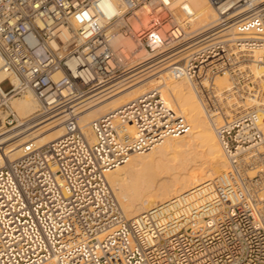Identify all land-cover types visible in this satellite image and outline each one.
Instances as JSON below:
<instances>
[{"label": "built area", "instance_id": "2783aa9c", "mask_svg": "<svg viewBox=\"0 0 264 264\" xmlns=\"http://www.w3.org/2000/svg\"><path fill=\"white\" fill-rule=\"evenodd\" d=\"M107 1L119 12L109 13ZM178 1L190 0H0L4 127L19 121L13 97L31 92L44 108L70 107L129 75L139 64H128L113 35L133 36L152 51V63L172 62L197 45L200 34H173L170 7ZM208 1L224 7L212 32L221 39L172 65L173 77L194 81L211 113L228 108L230 99L213 93V78L224 70L237 91L233 107L262 86L264 100V83L253 81L249 68L254 57L243 56L258 50L264 61V0ZM137 12L146 13L149 26L133 31L129 18ZM226 118L216 131L227 170L129 219L107 174L156 144L162 130L172 129L174 112L153 90L94 119L91 142L70 108L62 136L27 142L16 160L0 166V264H264V115L250 108Z\"/></svg>", "mask_w": 264, "mask_h": 264}, {"label": "bare ground", "instance_id": "6f19581e", "mask_svg": "<svg viewBox=\"0 0 264 264\" xmlns=\"http://www.w3.org/2000/svg\"><path fill=\"white\" fill-rule=\"evenodd\" d=\"M170 8L175 9L178 25L173 34L176 37L200 34L199 37L203 38L197 45L175 53L172 62L161 59L149 64L153 61V55L133 36L113 35L110 39L112 46L119 50L126 49L128 64L139 65L131 69L128 76L96 87L70 107L64 104L47 113L42 111L40 102L31 92L13 97L11 105L18 114L20 124L10 132L0 121V166L16 160L27 142L44 145L62 136L70 108L76 110L79 126L88 139L94 142L95 136L91 129L94 119L115 113L137 98L156 90L174 112L172 129L162 130L156 144L145 151L131 153L129 160L116 165L107 174L125 216L131 219L159 205L172 203L175 198L185 197L187 193L203 187L205 182L226 171L227 158L220 146L216 129L227 120V116L250 108H256L264 115V100L259 97L263 86L255 92L256 97L248 95L243 103L234 102L235 105L240 104L233 107V98L230 96L237 91H234L231 73L224 70L213 78V93L220 98L224 95L229 98L228 108L211 113L195 82L185 75L173 77L174 73L170 69L172 65L191 58L199 50L221 39L219 34L214 35L212 32L218 26L220 10L224 7H216L208 0H190L185 3L175 2ZM105 9L112 14L119 12L116 3L111 1L105 3ZM129 19L133 31L149 26L146 13L137 12ZM232 26L233 23L229 25ZM69 34L65 31L63 37ZM243 56L254 57L250 59L252 64L249 66L253 81L263 85L264 61L259 60V51L245 53ZM1 66L0 56V82L6 77ZM261 125L264 131V122ZM128 128L131 135H134V126ZM254 173L249 172L248 175Z\"/></svg>", "mask_w": 264, "mask_h": 264}, {"label": "rangeland", "instance_id": "374dc122", "mask_svg": "<svg viewBox=\"0 0 264 264\" xmlns=\"http://www.w3.org/2000/svg\"><path fill=\"white\" fill-rule=\"evenodd\" d=\"M168 28H169V26H166V29H168ZM147 50L152 54V51H151L150 49H147ZM149 64H152V62L149 63ZM149 64H148V65H149ZM148 65H146V66H148ZM127 76H128V75H127ZM124 77H125V76H122L121 79L124 78ZM7 87H8V85L5 84V85H4V88H7ZM245 100H246V98H245ZM245 100H244V101H245ZM42 109H43L42 111H44V113H47V112L51 111V110H50L49 108H47V107H46V108L42 107ZM209 110L212 111L211 107H209ZM39 112H41V111H39ZM18 123H19V121H18V122H14L13 124H11V125H7V126L4 127V128H5L6 130H9V131L11 132V131H13V130H15V129L18 128V126H19ZM19 124H20V123H19ZM14 128H15V129H14Z\"/></svg>", "mask_w": 264, "mask_h": 264}]
</instances>
